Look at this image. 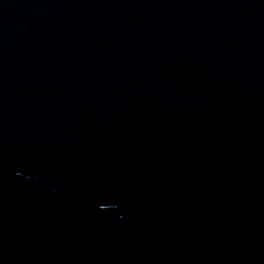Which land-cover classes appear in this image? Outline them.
Here are the masks:
<instances>
[{"label": "water", "instance_id": "1", "mask_svg": "<svg viewBox=\"0 0 264 264\" xmlns=\"http://www.w3.org/2000/svg\"><path fill=\"white\" fill-rule=\"evenodd\" d=\"M0 264H264V0H0Z\"/></svg>", "mask_w": 264, "mask_h": 264}]
</instances>
